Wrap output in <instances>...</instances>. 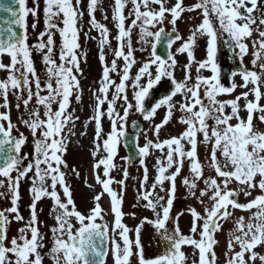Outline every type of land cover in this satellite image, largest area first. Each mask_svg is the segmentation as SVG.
<instances>
[{
  "label": "snow or ice",
  "instance_id": "6c2138e0",
  "mask_svg": "<svg viewBox=\"0 0 264 264\" xmlns=\"http://www.w3.org/2000/svg\"><path fill=\"white\" fill-rule=\"evenodd\" d=\"M40 3L41 0H32L29 7L28 0H12L18 12L12 6L0 4V11L10 14L8 19L0 21L4 25L0 27V71L6 73L0 79V199L10 201V207L0 209V264H45L46 258L51 264H107L109 253L113 264H132L134 256L138 264H188L183 250L186 246L193 249L192 264H218L216 237L229 220L234 227L228 233L225 264H256L257 261L264 264V254L256 251L264 248V128L254 123L258 120L264 124V5L260 0H196L190 6L184 0L174 3L113 0L114 36L95 17L102 0H88L87 31L82 27L85 15L82 0H43L44 29L35 43H29L28 17L34 18L31 29L35 31ZM100 10L103 12L102 7ZM197 11L201 22L190 30L187 38L182 37L177 22L184 13ZM258 11L259 17L255 15ZM108 18L104 12V20ZM165 22L171 25L170 31L163 27ZM92 30L99 37L102 74L99 86L90 89L92 115L82 122L84 128L94 125L90 153L93 182L84 178L85 186L93 192L92 206L82 212L69 181V173L76 179L81 174L76 167L69 166L65 156L71 138L77 136L80 121L72 107L74 101L81 102V63L87 62L80 36L83 34L86 40L97 39L89 35ZM134 32L138 36V48L133 45ZM57 33L58 46L54 39ZM254 33L259 39L252 41V68L249 69L243 64L249 51L245 41ZM110 36L116 42L115 47ZM200 39L206 42V59L198 61L195 49ZM177 42L179 45L173 51ZM221 43L238 58V68L231 71L221 68L217 59ZM161 44L162 54L157 50ZM137 52H148V58L138 61ZM34 53L41 57L42 74L36 69ZM180 54L187 56L182 66L176 58ZM5 57L8 63H4ZM137 64L138 70L133 74ZM178 67L184 73L180 80L175 76ZM203 71L210 75L204 76ZM222 75L228 76L229 85L222 83ZM236 77L241 83H236ZM164 82L169 87L157 96ZM238 88L242 91L234 98L220 99L231 96ZM10 97L16 101L18 112L21 107L24 110L17 123L12 122ZM161 109L164 115L156 123ZM134 113L150 125L145 131L133 121V127L139 130L136 158L143 174L139 178L131 177L128 168L123 167L119 169L122 179L116 180L112 175L117 170L115 161ZM105 118L110 123L107 133L102 127ZM173 120L183 130L161 139L162 130ZM18 125H23L29 135L21 132ZM148 132L153 138H149ZM141 134L145 140L143 146L139 145ZM79 135L86 136L87 132ZM29 136L31 151H25ZM201 147L205 150L203 160L199 153ZM150 156H155L151 183L146 164ZM122 159L129 164L133 162L132 157ZM185 167L187 175L182 176ZM181 176L188 197L203 208L201 214L195 207H189L188 234L180 229L179 216L171 215L176 182ZM129 179L138 181L137 204L133 207H143L155 216L154 220L145 217L134 229V241L129 236L133 229L123 222ZM24 182L30 184L27 218L21 214L20 189ZM254 191L259 194L253 196ZM105 195L109 198L107 209L102 206ZM241 196L246 202H240ZM45 200L51 201L48 214L54 221L49 228L50 237L41 231L43 209L39 205ZM236 210L249 215L233 219ZM170 220L174 224L171 229ZM13 222L23 226L10 237ZM145 223L160 233L159 239L163 242V251L154 256H146L141 242Z\"/></svg>",
  "mask_w": 264,
  "mask_h": 264
},
{
  "label": "flooded vegetation",
  "instance_id": "af4514ba",
  "mask_svg": "<svg viewBox=\"0 0 264 264\" xmlns=\"http://www.w3.org/2000/svg\"><path fill=\"white\" fill-rule=\"evenodd\" d=\"M196 0H184V4L186 6H190L193 3H195ZM186 14V13H184ZM180 23V20L177 22ZM227 37L225 36V39ZM179 45V43H176L173 46V51H175V48ZM218 54H217V59L218 62L221 65V68L224 71H231L232 69L238 68L239 65V60L238 58H236L233 53L229 50L227 45H224L223 43L218 45ZM238 52V49L236 50ZM177 60L179 65H184L187 62V56L186 54H180L177 55ZM195 58L196 60H204L206 59V42L205 40H199L198 41V47L195 49ZM195 65H193V69H192V75L193 77H195ZM184 73L180 70V68L178 67L175 73L176 79L180 80L183 78ZM203 75L204 76H209L210 73L208 71H203ZM222 83H224L226 86L230 84L229 78L226 75H222ZM169 87V84L164 82L163 83V87H159V90L156 92L157 96H160L161 94H163V92ZM129 94L131 96V89H129ZM177 100L180 99V97H176ZM220 99L222 100H226V99H230V96H221ZM164 115V110L161 109L159 110L157 116H156V123H159L162 116ZM179 115V113H177V116ZM131 120H135V119H139L141 120V126L142 128L147 131L150 127V125L148 124V122H145L138 114H132L130 116ZM132 122V121H131ZM183 130V126L180 125L179 123L176 122V120H173L172 123H170L168 126H166V128L164 130H162L161 132V139H166L168 138L170 135L174 136L179 134L181 131ZM86 131V129L84 130ZM82 131V132H84ZM148 136L149 138H153L152 137V133L148 132ZM84 138L86 136H83ZM93 139H90L91 144L93 145ZM145 143L144 137L141 134L140 139H139V145L143 146V144ZM204 148L201 147L199 149V153L201 156V159L203 160L204 157ZM156 156L159 155V153L155 154ZM126 157V156H121V158ZM119 158V157H117ZM82 161L84 162L85 159L82 158ZM125 161V160H124ZM116 165H117V170L114 171L112 173V175L115 177L116 180H120L122 179V173L119 171L120 168L123 167H127L129 174L131 177H137L136 175V171L132 170V168L134 166H137L136 163H126L123 162V160H117L115 161ZM146 164L148 166L149 169V183L152 182V177L155 175V170H154V164H155V156H150L147 158L146 160ZM142 174H143V170H142ZM205 174L208 175L209 172L206 169L205 170ZM214 174V173H213ZM183 175H187V167H185V169L182 172V176ZM182 176L180 178L177 179V191H176V199L174 200V205H173V210H172V214L173 216H179V227L182 230V232H184L185 234H188L189 229H190V224H191V216L188 213V209L189 207H195L197 209L198 212H201V214H203V208L202 206L194 199H192L191 197H188L187 191L185 189V187L183 186V184L181 183V179ZM142 177V175H141ZM138 178V177H137ZM69 181L72 184V188H73V195H74V199L76 201V204L79 208L80 211L82 212H87V210L92 206V197L93 194L88 195L87 194V188L84 184V182H82L81 180H79L78 182V186L76 187L75 184V180H71L70 176H69ZM235 187V185H232ZM113 187H116L115 185ZM137 187H138V181L136 179H129L127 181V189L125 192V199H124V205H123V211L125 213L124 216V220L123 222L127 225V227L129 229H133L132 232L129 233L130 239H132L133 241L135 240V231L134 229L141 223V221L147 217L149 220H154L155 216L154 214L150 211L147 210L143 207H133L134 205L137 204V200H136V193H137ZM97 192H99V189H96ZM163 195V193H161ZM258 191H254L253 192V196L258 195ZM187 197V198H186ZM240 202L244 203L246 202V198L244 196L240 197ZM102 206L107 209L109 207V202L106 200V198L104 199V197L102 198ZM132 213H135V216L131 215ZM180 213H184L183 215H180ZM249 215V213L246 212H241L239 210L235 211L234 217L233 219L240 217V216H245L247 218V216ZM109 220H111V217H108ZM53 224L54 221L52 220ZM168 227L171 229L172 227H174L173 221H169ZM234 227L232 220H229L228 222L224 223L223 225V230L219 233H217V239L219 241L218 246L215 248L217 257H218V264H225V252L227 251V240H228V233L229 231ZM160 233L156 231V229L151 225V224H147L145 223L142 230H141V242L142 245L145 247V254L146 256H154L156 254H159L160 252L163 251V242L159 239ZM135 251V249H133ZM186 253V255L188 256V264H192V260H193V249L191 247H185L183 249ZM238 250V249H237ZM256 251L264 254V248H258L256 249ZM196 259H198V256L195 257ZM107 264H113V259L111 256V253H109V256L107 257ZM132 264H138L136 257H132ZM256 264H259V261L256 262Z\"/></svg>",
  "mask_w": 264,
  "mask_h": 264
},
{
  "label": "rangeland",
  "instance_id": "374dc122",
  "mask_svg": "<svg viewBox=\"0 0 264 264\" xmlns=\"http://www.w3.org/2000/svg\"><path fill=\"white\" fill-rule=\"evenodd\" d=\"M87 3H88V0H82V10L85 12V15L83 17L82 27H83V29L85 31H87L88 28H89V24H88L89 17L87 15V7H86L87 6ZM102 3H104L103 14H104V12H106L109 18H108V20H104L102 18V13H101L102 11L100 10V6L98 7V10L95 13V17H96V19L99 22H101L103 24H106L107 27L109 28V30L111 31L112 36H114L115 35V32H116V29H115V26H114L113 21L111 20L113 0H104ZM28 6L29 7L32 6V0H28ZM40 8H41V11L39 13V23H37V27H36L35 31H33L31 29V24L34 22V18L31 17V16L28 17V24H29V43H35L36 42V37L44 29L43 12H42L43 0H41ZM126 11H127V9H126ZM199 19H200V17L198 18V20ZM89 35L92 36V37H97V39H94V40H86V38H85V36L83 34H81V36H80L81 48H82V50L84 52L87 53V63L90 65L88 68H90L92 70V72L90 73V75L88 77V80H87L88 85H90L94 81H97L98 82L100 80V77H101V74H102V65H101V63H100V61L98 59V39H99L98 33L95 30H92L89 33ZM112 36H110V39H112ZM54 39H55V41L57 43V46H58L59 43H60V37H59V34L58 33L55 35ZM254 39L255 40H258L259 39L258 35H256ZM132 40H133L134 47H137L138 48L139 47V44L136 43V41L138 40V36L135 34V32L133 33ZM112 44H113V47H115V40L114 39H112ZM147 56H148V53L147 52H143V53L137 52L136 53V59H144ZM107 58H108V61L110 62L111 59H112V56H111V53L110 52L108 53V57ZM33 59H34V62H35V66H36L37 71L42 74L43 73L44 66H43V64L41 62V57L38 54L34 53L33 54ZM89 60H91V61L89 62ZM4 63H8V58L7 57L4 58ZM81 64L84 65L85 63H81ZM83 67L84 66H82V68ZM136 71L137 70L134 68V73ZM5 76H6V73L3 72V71H0V79H3ZM113 78L116 79L115 76H113ZM117 80H118V78H117ZM10 100H11V104H12V111H11L12 122L13 123H17L18 118L20 117V115L23 113L24 110H23V107H21L20 111L18 112L16 110V108H15L16 101L15 100H12L11 97H10ZM262 103H264V102H262ZM75 109L77 110L76 107H75ZM242 115H244V114L242 113ZM104 124H106V121H104ZM18 127H19V130L21 132H24L26 136L29 135L28 131L23 127V125H18ZM28 150L31 151V137L30 136H29V144L25 148V151H28ZM72 152H73V154L77 155L80 152V150L77 149V150L72 151ZM88 153H89V151H88ZM91 161H93V158H92V156L90 154V156L87 157L86 165L87 166L90 165ZM87 175L92 177V170H90V168L88 169ZM88 176H85V177H88ZM82 177H84V176L82 175ZM89 183H92V182L89 180ZM0 202H1V206L4 207V208L10 207V201L0 199ZM28 202H30V196H29ZM23 207L24 206H21V214L25 218H27L29 216L28 207H24V208ZM40 220H42L41 215H40ZM10 226H11L10 227L11 233H9V236L11 237V236H15L17 234V230L20 227H22L23 225L20 224V223L13 222ZM12 229H14V232L12 231ZM45 264H48L47 258L45 259Z\"/></svg>",
  "mask_w": 264,
  "mask_h": 264
},
{
  "label": "water",
  "instance_id": "95a60500",
  "mask_svg": "<svg viewBox=\"0 0 264 264\" xmlns=\"http://www.w3.org/2000/svg\"><path fill=\"white\" fill-rule=\"evenodd\" d=\"M0 4H4L5 6H12L14 7V9L18 12V6H15L12 4V0H0ZM10 16L9 13L4 12V11H0V21L8 19ZM4 26L3 24H0V27ZM19 31V30H18Z\"/></svg>",
  "mask_w": 264,
  "mask_h": 264
}]
</instances>
